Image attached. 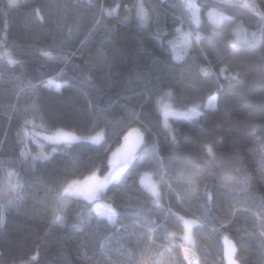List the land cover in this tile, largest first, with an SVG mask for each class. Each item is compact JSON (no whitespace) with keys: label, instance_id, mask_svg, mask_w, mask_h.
Masks as SVG:
<instances>
[{"label":"trees","instance_id":"trees-1","mask_svg":"<svg viewBox=\"0 0 264 264\" xmlns=\"http://www.w3.org/2000/svg\"><path fill=\"white\" fill-rule=\"evenodd\" d=\"M174 1L178 0L164 4H160L159 0H146L168 12L159 25L153 24L148 31H141L134 22L122 25L112 17H105L103 24L94 27L96 20L100 19V3L105 7H115L117 3L122 5L130 0H95L89 5L76 0H21L16 5H10L9 0H0V36L7 35V48L12 52L13 59L25 60L23 66H10L0 60V189H4L8 171L20 173L28 182L23 198L14 197L15 202L5 212V223L0 225V264H12L14 257L27 259L31 256L36 257L35 264H85L80 258L83 253L89 257L87 264H111L108 257L112 261L122 259L117 250L122 245L129 246L127 237L130 232L139 231L119 229L120 222L130 223L129 216L145 221L150 216L157 220L161 229L155 233L156 243L163 247L153 250L161 253L166 264H181L182 261L180 245L183 244V224L170 215L166 207L155 206L150 200L145 206V195L134 184L131 173L122 174L110 186L106 198L99 201L112 204L120 213L115 228L106 219L101 221L104 227H96L94 205L82 197L69 198L64 224H49L51 197L48 190L65 187L72 180H82L95 171L101 164L103 151L89 141H80L70 149L59 147L49 161L37 162L34 168L29 163H21L17 132L23 125L24 107L32 103L37 92L41 107L51 123L57 127L82 124L81 133L94 134L90 123L93 113L87 107L88 101L104 108L110 107V111L95 113L99 120L95 131L104 128L106 118L112 121L111 127L119 129L121 125L117 120L120 116L138 113L153 132L148 157L152 158L155 144V151L163 158L165 167L171 169L170 183L175 192L167 186L162 189L165 203L170 202L173 212H179L188 219L199 218V223L192 229L196 239L193 249L202 264H219L224 247L223 235H228L237 244V259L243 264H264V247L261 246L260 236V232L264 231V158L254 150L258 142L264 139V131L258 129L251 134L250 130L251 123L259 124L264 120V47L233 39V27L237 22H241L249 34L259 32V17L249 20L250 10L241 5L198 0L201 8L199 30L208 37L203 47L224 57L223 60L213 59L214 75L203 78L197 69L209 65L199 59L188 64L183 61L170 63L168 52L149 37V32H154L157 27L173 32L171 4ZM260 4L261 0H258ZM261 7L264 8V5ZM210 8L221 9L235 23L224 20L221 28L215 30L207 16ZM37 9L43 21L35 18ZM118 12L123 15V8ZM175 14L178 16L177 10ZM76 24L79 30L74 33L71 47L72 51H76V56L67 65H51L35 55H23L50 43L54 36L59 40L69 26ZM105 28H115L116 32L110 37L112 43L101 46ZM225 52L227 56H224ZM181 67L183 76L180 75ZM220 67L227 69L224 76L239 72L238 79H224L219 75ZM60 68H64L66 73L64 79L71 78L78 82L83 93L63 85L59 92L55 87L37 90L27 87L29 81L33 84L47 83L54 71ZM158 79L195 81L194 89L181 84L178 92L174 90L177 99L186 104H206L208 97L216 92V81L219 80L222 87L216 93L217 107L207 110L205 118L199 120H170L169 123L176 129L174 142L168 129L163 127L162 116L158 120L152 103L148 102L147 90ZM57 83L61 81L57 80ZM11 105H16L20 111L13 112ZM28 119H33V116L29 114ZM36 123L39 125L41 121L36 119ZM44 127L49 125L45 124ZM217 139L219 142L215 143ZM108 142L113 143L112 140ZM201 142H213L217 156L221 157L220 164L204 173L208 183H219L212 177L220 176L223 179L232 176L235 170H239L242 177L251 178L243 194L228 197L233 200L231 208L225 209L224 201L220 199L212 205V211H207L202 199L197 208L190 209L187 203L183 208L176 206V193L187 201L189 194L203 192L204 182L201 181L199 185L190 183L192 176L185 174L194 176L202 169ZM52 147L48 145L43 149L49 153ZM29 149L33 155L40 151L34 145ZM151 162L154 168L160 166L158 160L152 159ZM66 172L70 174L66 176ZM99 174L103 175V171ZM15 179V176L12 177L13 182ZM4 194L6 191L0 192V195ZM137 195L140 202L130 204L129 198L134 199ZM225 210L230 214L235 211V217L230 215L226 230L213 231L219 229L217 218ZM161 234L167 239H159ZM82 242H86L87 247L82 246ZM101 244L107 255H101Z\"/></svg>","mask_w":264,"mask_h":264},{"label":"snow or ice","instance_id":"snow-or-ice-1","mask_svg":"<svg viewBox=\"0 0 264 264\" xmlns=\"http://www.w3.org/2000/svg\"><path fill=\"white\" fill-rule=\"evenodd\" d=\"M18 0H9L10 5H16ZM160 4L164 3V0H159ZM264 0H261V4L257 5L243 0L242 7L249 9V20H253L259 17V38L256 34H252L251 44H259L264 47ZM123 8L124 14L119 15L118 10ZM206 7V5H205ZM171 8L173 10V32L169 33L162 31L159 27L154 32H149V37L158 44L159 47L165 49L169 54V62L178 64L183 61L184 64H188L190 61L201 60L208 67H200L197 69L199 75L203 78H210L214 75L212 71L213 59L223 60V56H219L217 53L209 51L203 47L207 36L202 35L200 32V20H201V8L193 2V0H179V3H172ZM179 10L180 16H176L175 12ZM168 10L158 7L157 4L147 3L146 0H130L129 3H123L122 5L117 3L115 7H105L103 3L99 4L98 13L100 19L96 20V26L104 23L105 17H112L117 19L118 23L130 24L135 23L137 29L141 31H148L153 24L159 25L161 19L167 15ZM35 18L39 21H43V17L40 14L39 9L35 10ZM187 16L189 23V31L183 30L185 23V17ZM209 20H211L217 28L220 27V23L215 19V13L213 10L207 12ZM222 19L232 21L231 17H223ZM243 19V18H242ZM179 24V26H177ZM194 25V27H193ZM7 25H5V30ZM79 30V25H72L68 27L66 33L61 34V38L57 40L54 36L50 43H46L37 47L32 53H24V56L35 55L40 59L48 62L51 65L63 64L67 65L73 57L76 56V51H72V41L74 33ZM116 32L115 28H105L103 32V39L100 41V45L105 43H112L110 37ZM234 35H239L234 30ZM245 38L247 34L245 33ZM8 38L7 35L0 36V60L6 61L8 65H21L25 63L23 58L13 59L12 52L7 48ZM83 46V42H81ZM199 53V55L197 54ZM228 53L225 52L224 56ZM227 71L225 67H220L218 72L220 76H223L226 80H236L239 77V72L234 75L224 76ZM66 75L64 68H60L59 71H54V74L49 77L47 83L33 84L28 82L27 87L33 90H37L41 87L52 88L55 87L59 92L62 85L68 88H75L79 92H84L83 88L78 82L73 81L71 78L64 79ZM180 75H184V70L180 68ZM57 80L61 83H57ZM183 84L188 89H194L196 82H186L183 80H157L152 85V88L148 89L149 101L152 103L153 110L157 113V118L162 116L163 127L168 129L171 140L176 141V129L173 127L172 121H192L205 118L206 111L216 109L218 101L219 89L222 85L219 84V80L216 81V92L208 97L206 104L182 103L177 99L176 92L179 90V86ZM176 90V92H174ZM87 96V93H84ZM87 107L90 112L93 113L90 123L91 131L94 134L88 132L81 133L82 124L65 125L63 127H57L55 123H51L40 104L39 93H36V97L33 99L30 105H26L23 111V125L17 132L19 137V157L21 163H29L31 167H36L37 162H47L50 158L58 152L59 147L71 148L75 143L80 141H89L92 144L98 146L103 151V157L100 166L91 171L82 180H72L65 187H57L55 189H49L50 204H51V219L50 225L64 224L66 221V213L68 208V200L70 197L83 198V200L94 205L95 215L97 217L96 227H104L101 223L103 220H107V223L113 228L116 227L120 213L112 204H101L100 200H103L107 196V192L110 190V186L117 181L122 174L131 173L133 175V182L137 186L138 190L145 195L144 205L147 206L148 201L158 207H166L170 215L175 216L183 224V241L180 247L183 249V258L181 264H202L201 260L196 257V253L192 251V248L196 245V239L193 237V226L199 223V218L188 219L184 215H180L179 212H173L172 204L165 203L164 192L162 189L167 188L175 192L172 189L170 183L171 169L165 167L164 160L155 151V144L153 145L152 158L148 157L149 140L153 135L152 128L148 123L140 119L138 113H130L128 115L120 116L117 122L121 125L119 129L111 127L112 121L105 119L104 128L101 131H95L99 125V120L96 117V112H107L109 108L101 107L98 103H92L88 101ZM13 112H19L20 110L16 105H11ZM143 109L141 108V111ZM31 114L33 119H28V115ZM36 119H39L41 123L37 125ZM48 124L49 127L45 128L44 125ZM133 124L139 125L138 127L132 126ZM43 129L42 132L37 133L35 129ZM70 127L74 130H68ZM29 128L32 131H29ZM264 131V120L261 123H251V134H255L257 130ZM37 136H42L44 141L53 145L51 152L45 153L43 145H38L40 151L33 155L29 149V140L35 141ZM112 140L113 143L108 141ZM218 143L217 139L214 141ZM158 143V141H157ZM203 155V167L194 176L190 173L186 175L192 176L190 183L197 185L203 181L202 193H191L187 201L176 193L174 197L176 199V206L183 208L187 203L189 208H197L199 206V200L202 199L204 205L207 206V211H212V205L217 199L224 201L225 209L231 208L233 200L228 197H235L236 195L243 194L247 190L251 178L242 177L239 170H235L232 176L221 178L220 176H213L212 179L219 183H208L204 179V173L209 169L215 167L221 163V157L217 156L213 142H201L199 145ZM255 151H258L260 156L264 158V139L258 142V146ZM152 159L160 162L159 167H153ZM10 163H15L11 161ZM195 163V162H194ZM150 169V170H149ZM103 171V175L99 173ZM70 173H65L69 175ZM16 177L15 182L12 181V177ZM169 179H165V177ZM27 181L24 180L20 173L14 171H8L6 177V183L4 189H0V192L6 191V194L0 195V225L5 223V212H7L13 205L15 199H22ZM139 195L134 199L129 198V203H139ZM143 215V214H141ZM235 217V211L231 214L225 210L220 217L217 218L219 229H213V231H223L229 227V218ZM130 223L125 224L120 222L119 229L127 231L128 229H139L138 232H130L127 239L129 246H121L118 249L119 256L122 259L115 261L108 257L111 264H166V261L162 257L159 251H154V248L163 247V245H157V237L155 233L160 231L161 225L157 220L152 219L150 216L145 220L132 219L127 217ZM118 229V230H119ZM79 231H83L80 229ZM174 235V234H169ZM261 246L264 247V231L260 232ZM134 238V239H133ZM159 239H167L166 236L161 234ZM223 251L220 254L219 264H243L241 260L237 259L238 249L237 244L229 239L228 235H223ZM82 246L87 247L86 242H82ZM101 255H107L104 251V245H100ZM80 258L85 261L89 259L87 253L81 254ZM36 257L31 256L27 259L20 257H14L12 264H35Z\"/></svg>","mask_w":264,"mask_h":264},{"label":"rangeland","instance_id":"rangeland-1","mask_svg":"<svg viewBox=\"0 0 264 264\" xmlns=\"http://www.w3.org/2000/svg\"><path fill=\"white\" fill-rule=\"evenodd\" d=\"M19 1H21V0H18V2H19ZM193 2L196 3V4L199 6V4H198V0H193ZM173 3H179V0H178V1H174ZM210 10H213V11H214V13H215V19H217V20L219 21V23H220V27L217 28L216 25L210 20V21L212 22V26H213V28H214L215 30H218V29L221 28V26H222V24H223V22H224V20H225V19H222L221 16H223V17H227V15L224 13V11H222V10L219 9V8H210ZM177 11H178V13H179L178 16H180V15H181V12H180L179 10H177ZM208 19H209V18H208ZM200 25H201V20H200ZM193 27H194V25H193ZM233 29H234L236 32L239 33V35H234V36H233V39H234V40H237V41H242V40H244V41H247L248 43H250V41L252 40V34H253V32H255L257 38H259V36L257 35V33H259L258 31H253V32H250V34H249L248 31H247V29L244 28V26H243V24H242L241 22H237V23L235 24V26L233 27ZM183 30H184V31H189V30H190L187 16L185 17V23H184V25H183ZM200 32H201V31H200ZM201 33H202V32H201ZM245 33L247 34V38H245ZM250 44H251V43H250ZM257 45H258V44H257ZM29 131L31 132L32 129L30 128ZM35 131H36L37 133H40V132H42L43 130H39V129L37 128V129H35ZM32 145H34V146L37 148V150H40V148L38 147V145H43V148H45L46 146L51 145V144H50L49 142H47V141H44L43 138H42V136H37L36 139H35V141H32L31 139L29 140V146L31 147ZM100 175H102V174H100ZM99 203L104 204V203H102V202H99ZM182 243H185V242L182 241ZM193 248H194V247H193Z\"/></svg>","mask_w":264,"mask_h":264},{"label":"water","instance_id":"water-1","mask_svg":"<svg viewBox=\"0 0 264 264\" xmlns=\"http://www.w3.org/2000/svg\"><path fill=\"white\" fill-rule=\"evenodd\" d=\"M76 1H80L83 4H88L89 5V3H92L95 0H76ZM171 1L172 0H164V3L171 2ZM214 1H216V2L218 1V2H220L222 4H227V5L231 4V5H235V6H238V5L242 6V3H243V0H214ZM248 2L258 5V0H248ZM192 251L196 253V257L198 258L199 255H197V252L193 248H192ZM181 255H182V258H183V249L181 250Z\"/></svg>","mask_w":264,"mask_h":264}]
</instances>
